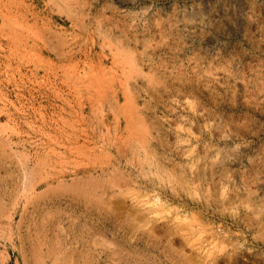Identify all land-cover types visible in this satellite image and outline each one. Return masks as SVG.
I'll list each match as a JSON object with an SVG mask.
<instances>
[{
  "label": "rangeland",
  "instance_id": "1",
  "mask_svg": "<svg viewBox=\"0 0 264 264\" xmlns=\"http://www.w3.org/2000/svg\"><path fill=\"white\" fill-rule=\"evenodd\" d=\"M0 264H264V0H0Z\"/></svg>",
  "mask_w": 264,
  "mask_h": 264
}]
</instances>
